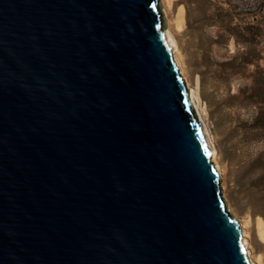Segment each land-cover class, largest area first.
Returning <instances> with one entry per match:
<instances>
[{
	"label": "water",
	"instance_id": "obj_1",
	"mask_svg": "<svg viewBox=\"0 0 264 264\" xmlns=\"http://www.w3.org/2000/svg\"><path fill=\"white\" fill-rule=\"evenodd\" d=\"M163 0H0V264H251Z\"/></svg>",
	"mask_w": 264,
	"mask_h": 264
},
{
	"label": "rangeland",
	"instance_id": "obj_2",
	"mask_svg": "<svg viewBox=\"0 0 264 264\" xmlns=\"http://www.w3.org/2000/svg\"><path fill=\"white\" fill-rule=\"evenodd\" d=\"M171 2L173 34L218 152L221 185L236 216L249 221L251 250L264 264V111L253 99V76L264 71V0Z\"/></svg>",
	"mask_w": 264,
	"mask_h": 264
},
{
	"label": "bare ground",
	"instance_id": "obj_3",
	"mask_svg": "<svg viewBox=\"0 0 264 264\" xmlns=\"http://www.w3.org/2000/svg\"><path fill=\"white\" fill-rule=\"evenodd\" d=\"M172 12H173V7H172V2L171 0H163V18H164V30H165V35L168 39V41L170 42L173 50H174V58H175V61L177 62V65L180 69V75L184 78L186 84H187V87H188V90H189V93H190V99L192 101V104L194 106V109L196 111V114H197V119H198V122L199 124L202 126V128L204 129V131L206 132V135H207V140L208 142L210 143L211 145V149L214 153V157L212 158V162L217 165V167L219 168L220 172H221V175L224 179V172L223 170L221 169V167L219 166L218 164V152H217V149L216 147L214 146V143L212 142V139H211V134H210V131L207 127V124L205 123V120L203 119V115L200 111V107H199V104H198V91L192 89L191 85H190V82L187 78V73H186V70H185V67H184V63L182 61V58L180 56V47H179V43L175 37V35L173 34V22L170 20V15H172ZM177 24L179 25V27L181 28L182 26V19H178L177 20ZM222 189H223V201L225 203V206L226 208L228 209V211L230 212L231 216L235 219L234 221L236 222L237 226L240 228V230L242 231L243 233V236H244V242H246V247H247V250H248V254H249V257H250V260L252 261L251 264H260V262H262V259L260 257H257L255 258V256L253 255V251L251 250V245H250V232H249V227H250V224H249V221H246V220H242L240 219L239 217L236 216V214L233 212L231 206H230V203L228 201V197L226 196L225 194V191H224V188H223V185H222ZM264 237V236H263Z\"/></svg>",
	"mask_w": 264,
	"mask_h": 264
},
{
	"label": "trees",
	"instance_id": "obj_4",
	"mask_svg": "<svg viewBox=\"0 0 264 264\" xmlns=\"http://www.w3.org/2000/svg\"><path fill=\"white\" fill-rule=\"evenodd\" d=\"M238 40H236L237 42ZM246 44H250V40H245ZM254 88L253 99L262 105L264 111V71L259 69L255 76H253ZM264 120V118H261Z\"/></svg>",
	"mask_w": 264,
	"mask_h": 264
}]
</instances>
